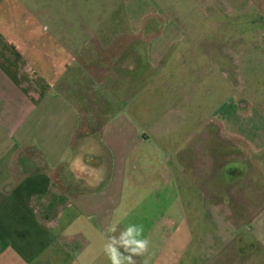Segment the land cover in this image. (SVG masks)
Listing matches in <instances>:
<instances>
[{"label":"rangeland","instance_id":"rangeland-1","mask_svg":"<svg viewBox=\"0 0 264 264\" xmlns=\"http://www.w3.org/2000/svg\"><path fill=\"white\" fill-rule=\"evenodd\" d=\"M0 26L31 68L42 44H91L90 88L110 69L136 122L183 144L189 251L264 264V0H0Z\"/></svg>","mask_w":264,"mask_h":264},{"label":"crops","instance_id":"crops-1","mask_svg":"<svg viewBox=\"0 0 264 264\" xmlns=\"http://www.w3.org/2000/svg\"><path fill=\"white\" fill-rule=\"evenodd\" d=\"M11 33L0 26V264H110L109 228L131 224L150 241L137 264H204L189 251L182 195L199 190L188 186L183 144L173 150L152 131L162 124L136 122L110 69L90 88L88 42L42 44L31 68L30 45ZM77 157L99 182L74 169Z\"/></svg>","mask_w":264,"mask_h":264},{"label":"clouds","instance_id":"clouds-1","mask_svg":"<svg viewBox=\"0 0 264 264\" xmlns=\"http://www.w3.org/2000/svg\"><path fill=\"white\" fill-rule=\"evenodd\" d=\"M91 161L88 164H83L79 157L76 158L74 163V169L81 174H87L89 176H95L97 170L91 167ZM81 175H77L76 179H81ZM97 182L100 177L95 176ZM89 186L94 187L92 181H86ZM109 231L113 235L107 238V242L104 245V254L110 261V264H137V260L134 257L144 256L149 251L150 241L144 237L143 225L131 224L119 235H115L117 226H112ZM123 249V251H121ZM143 264H147V260L143 261Z\"/></svg>","mask_w":264,"mask_h":264}]
</instances>
